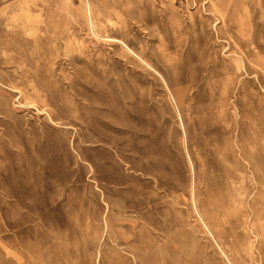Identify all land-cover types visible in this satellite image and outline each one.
<instances>
[{
	"label": "rangeland",
	"instance_id": "rangeland-1",
	"mask_svg": "<svg viewBox=\"0 0 264 264\" xmlns=\"http://www.w3.org/2000/svg\"><path fill=\"white\" fill-rule=\"evenodd\" d=\"M0 264H264V0H0Z\"/></svg>",
	"mask_w": 264,
	"mask_h": 264
}]
</instances>
